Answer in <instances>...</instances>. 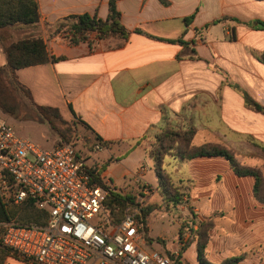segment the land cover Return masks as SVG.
Instances as JSON below:
<instances>
[{"label":"crops","instance_id":"0c3cea01","mask_svg":"<svg viewBox=\"0 0 264 264\" xmlns=\"http://www.w3.org/2000/svg\"><path fill=\"white\" fill-rule=\"evenodd\" d=\"M168 1L169 6L159 0L117 2L125 27L154 39L131 34L119 46L116 41L73 46L59 36L47 41L57 61L17 70L37 105L58 109L68 123L83 122L87 128L77 127L92 144L108 143L94 149L87 164L123 194L136 191L137 184L154 186L144 162H153L154 138L167 127L194 129V145L221 144L250 167L264 147V29L255 26L264 23V0ZM38 4L45 36V23L83 13L105 20L109 13V0ZM35 32L8 29L0 34L1 53L2 43ZM245 94L260 111L247 105ZM169 159L172 180L189 208L178 206L187 215L186 227L176 249L168 250L180 251L192 237L190 227L208 224V261L244 256L238 264H264V205L254 197L255 179L238 176L222 157ZM192 246L194 263L186 257ZM182 260L199 264L196 242ZM4 264L33 263L9 255Z\"/></svg>","mask_w":264,"mask_h":264},{"label":"built area","instance_id":"2783aa9c","mask_svg":"<svg viewBox=\"0 0 264 264\" xmlns=\"http://www.w3.org/2000/svg\"><path fill=\"white\" fill-rule=\"evenodd\" d=\"M86 166L93 167L74 141L43 150L0 117V195L14 205L31 198L49 213L45 226L5 224L0 245L33 264H178L180 251L170 257L147 246L139 207L115 220L108 191L92 182Z\"/></svg>","mask_w":264,"mask_h":264},{"label":"trees","instance_id":"16d2710c","mask_svg":"<svg viewBox=\"0 0 264 264\" xmlns=\"http://www.w3.org/2000/svg\"><path fill=\"white\" fill-rule=\"evenodd\" d=\"M119 0H109V13L107 18L101 19L96 13H83L77 15H68L56 20L53 23H45L44 27L47 36L41 32V14L38 0H0V34L13 27H32L36 32L2 43L1 48L6 63L0 66V81L10 89L21 93L26 97L31 106L36 111L34 120L41 124H48L49 128L58 136V144L69 143L76 132V126L81 125L87 128L83 122L69 124L56 108L39 106L32 97L30 90L21 84L17 77V70L41 65L48 62H55L58 59L51 56L48 50L47 41L63 36L69 39L73 46L88 43L92 46L99 41H116L118 46L127 41L131 34L144 35L148 38L155 37L147 34L142 29L130 31L122 22V14L118 10L117 2ZM163 5L169 6L168 0H159ZM191 16L186 20L189 21ZM259 29H264L263 22H257L255 25ZM247 105L255 110H261V107L248 95H244ZM0 110L8 115L15 116L16 110L6 100L3 89L0 88ZM195 130L173 129L167 127L163 132L154 138L153 151L149 152L153 160L154 170L159 178V189L163 197L164 209L169 210L171 206L177 207L183 203V193L180 189L172 188L171 178L167 174L165 161L167 158L178 162H185L197 157H222L230 165L231 169L238 176H251L255 179L254 197L264 205V183L261 173L254 167L242 164L232 150L218 143H208L196 146L193 143ZM98 144L107 146L108 143L97 139ZM95 145V143H94ZM264 154V147L261 148ZM84 171L89 174L92 182L108 191L107 206L114 211L115 220L121 221L128 207H139L140 213L136 219L142 224L141 233L148 247L156 249L155 243L166 246L164 240L150 236L149 221L153 208L149 205H141L135 201L130 193L123 194L116 189H112L102 179L101 172L93 167L86 166ZM161 190V191H160ZM49 220L47 210L38 209L35 201L31 198L26 199L20 205H14L5 202L0 195V235L4 232V225L7 223H16L19 226H45ZM200 224L198 229L189 228L191 238L180 250L178 264H186L182 258L189 246L196 242L197 260L199 264H214L208 261L206 257L207 247V226ZM183 230L179 233L183 236ZM157 250V249H156ZM160 251V250H158ZM161 253L170 257L174 252L164 249ZM11 255L10 251L0 245V264H4L6 258ZM244 259V256L232 257L221 264H238Z\"/></svg>","mask_w":264,"mask_h":264},{"label":"rangeland","instance_id":"374dc122","mask_svg":"<svg viewBox=\"0 0 264 264\" xmlns=\"http://www.w3.org/2000/svg\"><path fill=\"white\" fill-rule=\"evenodd\" d=\"M3 64H5V57L0 51V66ZM0 88L3 89L4 95L6 96V100L8 101V103L13 106L16 110L15 116L5 114L0 110V117L7 122V124L13 129L15 134L20 138H25L34 142L43 150H52L54 146L58 144V136L49 128L48 124H41L34 120V115L36 114V111L31 106L30 101L21 93L16 92L13 89L7 88L1 81ZM69 124L73 125V123ZM71 141H74L79 153V157L83 158L85 161H88L91 153L94 152L95 146H97L92 144L91 140L88 139V134L82 128L77 126L76 132ZM153 146L150 151H153ZM233 153L238 158L237 153L235 151H233ZM253 159L255 164L252 167L256 168L261 173L264 183L263 152L261 150H258L257 156L253 157ZM169 162L170 159L167 158L165 162V168L168 173L167 175L171 178L172 188L178 189L179 187L175 185L172 180V173L174 171V167L170 165ZM144 164L145 169H147L148 174L150 176V182H152L154 186H151L152 184H150L147 186L144 185L143 187L142 184H137L135 185V188L137 190L131 191L130 194L135 197V201L137 203H142L141 205L145 206L149 205L153 208L149 221L150 236L153 238H159L161 240H164L166 243L165 247L159 243H155L154 247L160 251H163L164 249H176V243L179 241L180 238L179 233L182 231L183 227H186L185 218L187 216L186 213L182 212L183 210H180L179 208H181V206H184L188 209V199H184L185 194L183 193V203L179 205V208L178 206H171L169 210L164 209L163 197L158 191L159 178L154 170L153 162L147 159ZM145 187L150 191L147 194H145ZM2 234L0 235V238ZM195 255V248L192 246L189 249V252L187 253L186 257L188 260L194 263L196 261Z\"/></svg>","mask_w":264,"mask_h":264}]
</instances>
